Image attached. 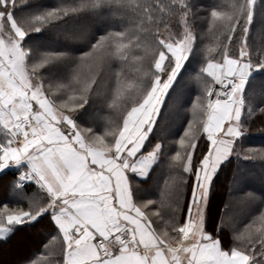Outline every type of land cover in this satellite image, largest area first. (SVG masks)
<instances>
[{
	"label": "snow or ice",
	"instance_id": "obj_1",
	"mask_svg": "<svg viewBox=\"0 0 264 264\" xmlns=\"http://www.w3.org/2000/svg\"><path fill=\"white\" fill-rule=\"evenodd\" d=\"M256 76L264 0H0V242L33 245L14 264H264L241 167L264 184V147L243 148Z\"/></svg>",
	"mask_w": 264,
	"mask_h": 264
},
{
	"label": "trees",
	"instance_id": "obj_2",
	"mask_svg": "<svg viewBox=\"0 0 264 264\" xmlns=\"http://www.w3.org/2000/svg\"><path fill=\"white\" fill-rule=\"evenodd\" d=\"M264 87V77L256 76L250 85V90H255L259 92L261 88ZM197 86L193 83L190 85V90L186 94L185 99L180 101L179 103L182 106L179 108L177 114L174 115L171 123V127L173 130L178 131V135L169 136V140H178L179 135L183 134V128L187 126L188 119H191V114L187 112V109L191 107V101L195 99V96L198 95ZM171 102V97H170ZM181 122L183 126H181ZM249 128V138L243 144V148L248 147H264V134H261V130L264 129V116H257L250 124L246 125ZM233 165H235V161H233ZM242 168L246 170H250V179L248 182V187H246L245 191H256L257 195H259L260 191L264 189V184H262L259 176L261 175V167L259 162L254 164L241 165ZM231 172L227 171V173H221L220 179L217 181V193L214 197V208L217 204L219 207H223L224 203L229 200L228 194V179L230 178ZM15 176V171H10L7 180L13 179ZM169 173L166 169L158 166L153 172L152 176L148 180V184H152L153 181L159 182L162 186L165 179H168ZM258 178L257 181L255 179ZM147 186V185H144ZM6 189L4 186L0 185V194H5ZM234 196H239L241 193L236 192L233 194ZM154 198V197H148ZM217 211V220L219 219L218 209ZM231 214V210L229 212ZM19 236V240L16 242H12V239ZM7 243L0 242V264H14V261L18 258V256L32 247V240L26 233H18ZM50 239V237H49ZM47 240H44L43 243H47ZM43 243L39 245L40 248L43 247ZM225 244H227V233H225Z\"/></svg>",
	"mask_w": 264,
	"mask_h": 264
},
{
	"label": "rangeland",
	"instance_id": "obj_3",
	"mask_svg": "<svg viewBox=\"0 0 264 264\" xmlns=\"http://www.w3.org/2000/svg\"><path fill=\"white\" fill-rule=\"evenodd\" d=\"M259 178H260V176H259ZM257 180H258V178L255 179V181H257ZM19 239H20L19 236H17V237H15V238L12 239V242H16V241H18Z\"/></svg>",
	"mask_w": 264,
	"mask_h": 264
},
{
	"label": "built area",
	"instance_id": "obj_4",
	"mask_svg": "<svg viewBox=\"0 0 264 264\" xmlns=\"http://www.w3.org/2000/svg\"><path fill=\"white\" fill-rule=\"evenodd\" d=\"M12 171H14V170H12ZM17 174V173H16Z\"/></svg>",
	"mask_w": 264,
	"mask_h": 264
}]
</instances>
